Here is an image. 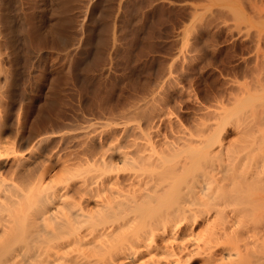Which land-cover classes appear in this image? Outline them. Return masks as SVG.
Instances as JSON below:
<instances>
[{
	"label": "bare ground",
	"instance_id": "6f19581e",
	"mask_svg": "<svg viewBox=\"0 0 264 264\" xmlns=\"http://www.w3.org/2000/svg\"><path fill=\"white\" fill-rule=\"evenodd\" d=\"M0 2L18 3V8L27 4ZM51 2L53 18L45 31L61 43L69 37L65 26L72 20L71 2ZM243 16L235 21H245ZM41 31L43 37L48 35ZM45 86L39 109L28 105L32 125H27L30 115L18 113L14 138L19 145L0 135V264H264V127L250 114L246 121L234 118L252 106L253 95L236 99L226 112L220 108L223 117H212L220 123L205 121L193 130L182 127L167 133L153 125L125 122L121 139L107 141L97 154L83 155L89 147L82 146L58 156L61 169L55 180L48 171L52 164H28L35 149L51 152L52 145L41 144L51 134L38 123L55 116L44 111L52 108L56 91L51 80ZM232 118L242 126L238 139L227 142L218 132L221 122Z\"/></svg>",
	"mask_w": 264,
	"mask_h": 264
},
{
	"label": "rangeland",
	"instance_id": "374dc122",
	"mask_svg": "<svg viewBox=\"0 0 264 264\" xmlns=\"http://www.w3.org/2000/svg\"><path fill=\"white\" fill-rule=\"evenodd\" d=\"M33 1L27 0V7L19 3V8L18 3L0 2L1 137L19 145L14 138L17 117L24 112L30 115L27 125L31 126L28 105L37 104L39 109V95L50 80L58 92L52 108L44 111L55 116L43 118L44 123L41 117L42 121H35L43 124L45 134H51L41 143L52 145L51 152L43 154L37 147L40 151L35 149L29 167L46 161L53 167L48 168L49 175L57 180L58 156L63 158L65 152L82 146L89 147L83 155L97 154L107 141L120 138L125 122L143 128L153 125L167 133L182 127L193 130L202 122L223 117L222 107L226 112L246 95L254 96L252 106L234 118L246 121L250 116L262 124L260 129L264 127V0H70L72 22L65 26L69 40L61 43L47 33L52 0ZM3 13L9 14V23ZM237 16L250 23L236 22ZM29 25L48 35L33 29L24 33ZM259 31L262 36L257 35ZM223 123L218 126L219 136L227 142L238 139L242 125L233 118ZM39 125L35 127L41 131ZM55 130L58 133L52 135ZM75 134H84L83 139Z\"/></svg>",
	"mask_w": 264,
	"mask_h": 264
}]
</instances>
